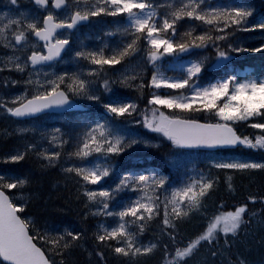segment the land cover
I'll return each mask as SVG.
<instances>
[{
    "label": "snow or ice",
    "instance_id": "obj_1",
    "mask_svg": "<svg viewBox=\"0 0 264 264\" xmlns=\"http://www.w3.org/2000/svg\"><path fill=\"white\" fill-rule=\"evenodd\" d=\"M257 31L255 0H7L0 264H264Z\"/></svg>",
    "mask_w": 264,
    "mask_h": 264
},
{
    "label": "trees",
    "instance_id": "obj_2",
    "mask_svg": "<svg viewBox=\"0 0 264 264\" xmlns=\"http://www.w3.org/2000/svg\"><path fill=\"white\" fill-rule=\"evenodd\" d=\"M255 5H256V7L259 9V8H260L262 5H264V4H263L260 0H255ZM255 61L258 62V63H256L257 66H255V67H258V68H259V65H260V63H261V60H260V56H259V54H257V57H256ZM1 126H2V124L0 123V129L3 128V127H1ZM1 133H2V132H0V134H1ZM19 143H20V142L17 141V138H16V137H9V138H7L6 140H3V141L0 139V150H6L7 148H10V147H12V146H14V145H16V144H19ZM9 167H10V166L0 164V169H1V170H7ZM230 204H231V201L226 200V206H227V205H230ZM66 219H67L68 221H70V222H74V221H75V217L72 216L71 214H69V215L66 217ZM197 228H198V224H197V222H195V221L192 222L191 224H189V225L187 226V228H186V234H187V233H191V232L196 231ZM252 255H253V257L255 258L256 256L259 255V252L254 250L253 253H252Z\"/></svg>",
    "mask_w": 264,
    "mask_h": 264
},
{
    "label": "rangeland",
    "instance_id": "obj_3",
    "mask_svg": "<svg viewBox=\"0 0 264 264\" xmlns=\"http://www.w3.org/2000/svg\"><path fill=\"white\" fill-rule=\"evenodd\" d=\"M6 3H7V0H0V10H3L4 9V7L6 6ZM245 35H247V34H245ZM261 39H264V37H261L260 36V34H259V31H257V33L254 35V36H251L250 38H249V40H248V43H256L257 41H259V40H261ZM247 70H249V69H247ZM0 123L2 124V126L1 127H3L2 129H8L9 131L10 130H12L13 129V125L10 123V122H2V121H0ZM50 126H51V122H50ZM4 135H5V133L4 132H2L1 134H0V139L3 141V140H6V139H4L3 137H4ZM11 137H16L17 138V141H19L20 142V140H19V138L17 137V136H11ZM9 138V137H8Z\"/></svg>",
    "mask_w": 264,
    "mask_h": 264
},
{
    "label": "bare ground",
    "instance_id": "obj_4",
    "mask_svg": "<svg viewBox=\"0 0 264 264\" xmlns=\"http://www.w3.org/2000/svg\"><path fill=\"white\" fill-rule=\"evenodd\" d=\"M241 62V61H240Z\"/></svg>",
    "mask_w": 264,
    "mask_h": 264
},
{
    "label": "water",
    "instance_id": "obj_5",
    "mask_svg": "<svg viewBox=\"0 0 264 264\" xmlns=\"http://www.w3.org/2000/svg\"><path fill=\"white\" fill-rule=\"evenodd\" d=\"M264 1V0H263Z\"/></svg>",
    "mask_w": 264,
    "mask_h": 264
}]
</instances>
